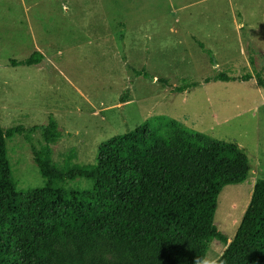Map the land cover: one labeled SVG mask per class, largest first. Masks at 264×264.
Returning <instances> with one entry per match:
<instances>
[{"label": "rangeland", "instance_id": "rangeland-1", "mask_svg": "<svg viewBox=\"0 0 264 264\" xmlns=\"http://www.w3.org/2000/svg\"><path fill=\"white\" fill-rule=\"evenodd\" d=\"M35 50L40 63L12 66ZM218 72L264 74V0H0V122L25 130L6 139L18 189L43 184L32 149L50 117L60 132L53 160L94 164L101 142L163 115L246 155V182L225 186L214 214L230 241L264 179V88L254 79L202 82ZM184 79L199 84L173 91ZM224 248L213 241L200 264ZM97 250L86 264L130 262Z\"/></svg>", "mask_w": 264, "mask_h": 264}, {"label": "trees", "instance_id": "trees-1", "mask_svg": "<svg viewBox=\"0 0 264 264\" xmlns=\"http://www.w3.org/2000/svg\"><path fill=\"white\" fill-rule=\"evenodd\" d=\"M42 59L35 50L10 62L31 66ZM250 79L264 88L260 72H218L202 82ZM198 84L184 79L172 90ZM40 127L43 144L32 151L43 184L18 189L6 139L25 130L0 122V264H86L101 244L127 264H200L213 241L225 248L211 264H264V179L256 180L230 241L214 225L222 189L248 177V159L235 142L156 115L101 142L94 164L72 163L70 154L59 164L52 158L57 122L50 117ZM77 179L88 186L70 185Z\"/></svg>", "mask_w": 264, "mask_h": 264}]
</instances>
